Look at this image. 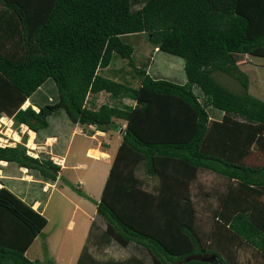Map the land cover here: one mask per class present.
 Instances as JSON below:
<instances>
[{
	"label": "trees",
	"instance_id": "trees-1",
	"mask_svg": "<svg viewBox=\"0 0 264 264\" xmlns=\"http://www.w3.org/2000/svg\"><path fill=\"white\" fill-rule=\"evenodd\" d=\"M136 33L155 51L182 58L184 80L150 63L136 66L134 46L124 38ZM246 55L264 56V0H0V116L25 124L39 142L55 135L53 153H63L68 138L59 147L58 135L40 136L50 118L118 129L120 143L96 201L105 240L139 244L150 264H214L210 253L217 264H230L221 252L228 247L222 238L232 235L264 254V162H246L253 149L264 151V100L248 91L240 67ZM116 56L137 70L138 86L114 77L119 69L109 65ZM107 67L113 75L102 72ZM216 70L242 91L218 81ZM100 91L118 101L92 105ZM33 155L23 142L0 144V160L33 177L25 196L0 186V264H57L25 254L47 223L42 201L32 206V183L54 182L62 166L48 151ZM200 169L227 178L222 191L213 187L218 204L210 207L219 250L203 245L199 234L191 183ZM148 178L157 182L149 187ZM77 264L145 262L95 261L83 249Z\"/></svg>",
	"mask_w": 264,
	"mask_h": 264
},
{
	"label": "rangeland",
	"instance_id": "rangeland-1",
	"mask_svg": "<svg viewBox=\"0 0 264 264\" xmlns=\"http://www.w3.org/2000/svg\"><path fill=\"white\" fill-rule=\"evenodd\" d=\"M124 38L134 46L132 62L136 66L143 67L145 65L144 63H150V66H152L153 69L158 68L164 71L163 73L165 75H176L177 80H179V76H181V79L184 80L182 58L173 56L164 51H155V47L148 41L144 33L124 35ZM246 56L247 57H245V60H243L240 66H242L249 74H251L253 73L252 70L256 67L254 64H258L257 68L260 69L258 71L260 73L257 72L256 74L254 69L253 77L255 76L254 78L258 79L256 84L259 86L260 83L264 82V56ZM249 63L252 64L250 65ZM109 67L119 69V71L114 75L115 78L126 79L132 86H138L140 84L139 74L138 72L136 73L137 70L135 71L134 66L129 64L127 58L116 56L112 60ZM109 67L104 68L102 72H105V75L111 76L113 73L111 70H109ZM213 75L218 81L228 86L233 91H242L241 84L234 77L226 74L225 72L216 70L213 72ZM259 90V88L255 89L254 82L251 80L248 91L256 95ZM262 92V99L264 100V89ZM88 98L90 99V97ZM94 100L96 107L102 102L116 103L118 101L117 98H111L106 91H100L98 94H96ZM124 100L130 104L134 103V100L130 98H123V101ZM87 104H90L89 101ZM59 116L56 118H50V123L48 126H46L44 129H41L39 132L40 136L46 134L47 132L58 135L59 139L56 145L61 147L64 143H66V139L69 137L70 131L74 129L75 132L73 135H71L72 137L69 144V155L66 162L67 165L65 168L60 170L62 176H59L58 183L55 187L51 188V186H49L47 188V185L49 184H45L43 187L47 191H43L38 181L32 183L33 196H36L42 201L40 208L47 217V223L42 228L41 233H38L31 245L25 251V254L30 259L37 258L44 260L48 258L53 259L57 264H75V259L80 249L79 241L84 238V234L89 227V223L93 222L91 226L93 227L92 231L97 233L103 231L106 227L105 220L101 216L98 217L99 214L96 211V201H98L100 198L101 190L109 166L108 163L105 165L99 156L94 157V155H100V151L99 153H93L90 152V149L88 151L89 155H87L85 153V149L82 147V144H87L90 140H92L90 134L91 130H94V127H88V125H82L80 123L68 126L64 121L67 117L65 115ZM5 118V122H0V144L23 142L28 148L27 153L32 155L35 153L37 155L38 150H46L50 153L52 160L59 163L60 165H64V157H57L50 150V148L46 146L47 144H51L52 139L50 141L45 139L39 142L36 140L37 137H35L34 134L33 139H35L34 143L36 144V147L32 148L33 146H31L29 142V130H26V128L23 126L15 127L12 123L13 121L10 120V118ZM118 122L120 125H122L125 121L119 119ZM108 128L111 129V131H114V135L116 134L114 127ZM117 135L121 136V132L118 131ZM16 136L18 139H16ZM114 138L115 137H112L109 140L111 146L112 140ZM65 146L66 144L63 145V147ZM78 162H83L85 165L72 166V164H76ZM246 162L250 164H260L264 162V151L253 149L251 153L247 155ZM17 168L18 166L14 163H10V165L7 167L8 170H13L15 173H18V176L29 177L26 175V169H21V171L18 172ZM139 172L140 174L143 172L142 167L140 168ZM211 174V172L209 173L206 171H199L198 177L196 179L197 182L203 186L201 190H206V185L208 184L222 183V177L216 179L217 175ZM8 183L9 182H7V185ZM198 211L202 217L205 215L209 216L211 214L209 209L205 208L204 205H198ZM69 219L73 220L71 226H69ZM88 236H90L89 240L87 241L88 247L94 244H100L96 243V239H94L95 235ZM131 246L133 245L131 244L130 248ZM248 254L249 251L245 252L242 255V258L247 257Z\"/></svg>",
	"mask_w": 264,
	"mask_h": 264
},
{
	"label": "crops",
	"instance_id": "crops-1",
	"mask_svg": "<svg viewBox=\"0 0 264 264\" xmlns=\"http://www.w3.org/2000/svg\"><path fill=\"white\" fill-rule=\"evenodd\" d=\"M249 64L251 65L252 63H249ZM254 66H256L254 69H255V72L257 74V72L260 69L257 68L258 64H254ZM240 67L248 74V81H249L248 82V88L250 87V82L252 80L254 82L255 89H258V88L260 89L259 92L257 91L258 93L256 95L258 97L262 98V96H263L262 90L264 89V82L260 83L258 86L256 84L258 79H255L254 78L255 76L253 77V73H254L253 70L254 69L252 70L253 73L249 74L242 66H240ZM258 73H260V72H258ZM26 101H28V100L26 99L25 102ZM28 103H29V101L24 103L23 106H26ZM92 105H95V100H94V103ZM1 116H5L7 118H10L6 114H3ZM10 120H12V119L10 118ZM115 121H116L115 123L120 125V123L118 122L119 119H117V120L115 119ZM21 126L25 127L26 130H29L28 132L33 131V130L28 129L25 124H22ZM120 126L124 127L125 122ZM88 127H94V130H91V134H90L92 140H90L87 144H82V147L85 149V153L87 155H89L88 151L90 149H91L90 152H93V153H99V151H100V155L97 154V155H94V157L99 156V158H101L103 160L105 165H106V163H108V166H110L112 158H113V156L116 152V149L120 143L121 136L117 135L119 130L115 129L116 134L114 135V131H111V129H109V128H107L106 130H100V129L96 128L94 125H88ZM33 132H35V131H33ZM74 132H75L74 129L70 131L68 141H67V145H66L64 152L63 153H54L57 157H64V165H62L60 167V170L65 168L67 165L66 162H67V158L69 155L70 139L72 137L71 135H73ZM35 135H36V133H35ZM112 137H115V138L112 140V146H111L109 143V140ZM48 138L53 139L50 145L49 144L46 145L48 148H51V145L53 144V142L56 141V137H55V135H48L45 139H48ZM33 140H35V139H33ZM13 144H15V143H13ZM40 151H46V150H38L37 153H39ZM34 155H36V154L34 153ZM95 159H98V158H95ZM96 161H98V160H96ZM8 165H10V164L7 163L5 160H3V161L0 160V186L2 184H5L6 186H9L10 189H13L17 193L23 194L22 196H25V194L27 193L28 182H29V180H31L33 178L32 174L28 172L26 167L18 166V168H17L18 172H20L21 169H26V175H29V177L18 176L17 175L18 173H15L13 170L10 171L7 169ZM81 165H85V163L78 162L76 164H72V166H81ZM140 168L137 170L138 174H140V172H139ZM199 171H206L209 173L211 172L213 175H217L216 179L217 178L219 179L220 177H222L223 178L222 183L221 184H219V183L208 184V185H206V187H207L206 190H201L203 186H201L200 183L197 182V179H196L198 177ZM142 175H143V172L140 174V176H142ZM59 176H62V173L60 171H59V174H58V176L54 182L51 183V182L45 181L43 186L45 184H49V185H47V188L49 186H51V188L55 187L56 184L58 183ZM196 178L192 181L193 184L191 183V187H192V191H193V197L196 198V200H197L195 202L197 213L201 217L200 219H198L199 225H200V227H199L200 233L199 234L203 238V245L207 246V245L212 244L214 248L219 250V246L216 245V243H213L214 239L211 236V231H212L211 229L213 227V222H214L212 214H210L209 216L205 215L204 217H202L198 211V205H204V207L209 209V211H211L210 207H216L218 204V199H217V196L215 194V191L213 190V187L214 188L218 187L222 191L223 187L226 186L227 178L223 175H220L218 173H215L213 171L206 170V169L198 170ZM23 180H27V181L21 182ZM147 181L150 184V185L148 184L149 187L157 182V180L156 179L154 180V178H152V179L148 178ZM7 182H9L8 185H7ZM194 185H195V189H194ZM43 186L41 189L45 190ZM210 189L213 191H211ZM205 191H210V192H208V195H205L204 194ZM39 200L40 199L37 198L36 196L33 198L32 206L34 208H36L37 205L39 204ZM196 203H197V205H196ZM99 216L100 215H98V217ZM72 221L73 220L69 219V221H68L69 226H71ZM92 224H93V222L89 223V227L84 234V238H82L79 241L80 242L79 243L80 249H79L78 254L76 256L75 264H77L79 255L81 254L83 249H86L88 252H90L91 257H93L95 259V261L96 260H99V261H105V260L122 261V260L127 259L131 256H134V257H138V258L142 259V261L145 262V264L151 263V257L149 255V253L147 252L146 249H144L139 244H137L133 241H129L126 244H124V243H121L120 241H118L113 236L109 237V240H105V238L102 236V233L105 231L106 227L103 231L97 233V232L92 231V228H93V227H91ZM41 231H42V229H41ZM41 231L39 233H41ZM221 231L227 232L225 228H223ZM223 234H227V233H223ZM88 235H91V236L95 235L94 239H96V243H100V244L99 245L94 244V245L88 247L87 241L90 238V236H88ZM226 238L227 239H224V238H222V239L225 242H227L228 247L224 248V250L221 252V254H222L223 258L228 261V263H230V264H264V254H262L260 251H257L255 247L244 242L242 239H240L236 235H232V236H229ZM230 238H232V239H230ZM45 239H46V235H45ZM131 244L133 246H131V248H130ZM212 245H211V247H212ZM220 248H222V247H220ZM247 251H249L248 256L242 258L243 257L242 255ZM145 256H146V259H145ZM57 260H59V259H57ZM193 264H202V263H193Z\"/></svg>",
	"mask_w": 264,
	"mask_h": 264
},
{
	"label": "bare ground",
	"instance_id": "bare-ground-1",
	"mask_svg": "<svg viewBox=\"0 0 264 264\" xmlns=\"http://www.w3.org/2000/svg\"><path fill=\"white\" fill-rule=\"evenodd\" d=\"M5 122L6 121V118L5 117H2V118H0V122ZM34 134H35V132H33V131H30V140H29V142H30V145L31 146H33L32 148H34V147H36V144L34 143V140H33V136H34ZM36 136V135H35ZM2 140H4L3 138H1ZM16 139H18V137L16 136ZM51 140V138H49L48 139V141H50ZM53 140V139H52ZM51 140V141H52Z\"/></svg>",
	"mask_w": 264,
	"mask_h": 264
},
{
	"label": "water",
	"instance_id": "water-1",
	"mask_svg": "<svg viewBox=\"0 0 264 264\" xmlns=\"http://www.w3.org/2000/svg\"><path fill=\"white\" fill-rule=\"evenodd\" d=\"M207 259L214 262V264H217V258L215 256V254L213 253H210L208 256H207Z\"/></svg>",
	"mask_w": 264,
	"mask_h": 264
},
{
	"label": "built area",
	"instance_id": "built-area-1",
	"mask_svg": "<svg viewBox=\"0 0 264 264\" xmlns=\"http://www.w3.org/2000/svg\"><path fill=\"white\" fill-rule=\"evenodd\" d=\"M1 124V123H0ZM27 151H28V148H27Z\"/></svg>",
	"mask_w": 264,
	"mask_h": 264
},
{
	"label": "clouds",
	"instance_id": "clouds-1",
	"mask_svg": "<svg viewBox=\"0 0 264 264\" xmlns=\"http://www.w3.org/2000/svg\"><path fill=\"white\" fill-rule=\"evenodd\" d=\"M32 155V154H31ZM34 156V155H33Z\"/></svg>",
	"mask_w": 264,
	"mask_h": 264
}]
</instances>
